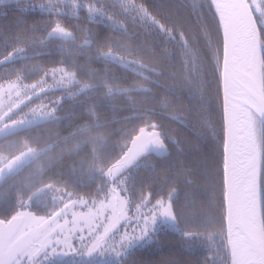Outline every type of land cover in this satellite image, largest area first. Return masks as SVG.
<instances>
[{
	"label": "snow or ice",
	"instance_id": "snow-or-ice-1",
	"mask_svg": "<svg viewBox=\"0 0 264 264\" xmlns=\"http://www.w3.org/2000/svg\"><path fill=\"white\" fill-rule=\"evenodd\" d=\"M0 264H264V0H0Z\"/></svg>",
	"mask_w": 264,
	"mask_h": 264
}]
</instances>
